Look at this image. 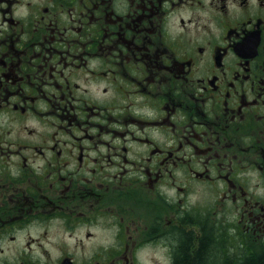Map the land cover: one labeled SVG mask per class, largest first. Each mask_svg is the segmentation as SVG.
<instances>
[{
  "label": "flooded vegetation",
  "instance_id": "obj_1",
  "mask_svg": "<svg viewBox=\"0 0 264 264\" xmlns=\"http://www.w3.org/2000/svg\"><path fill=\"white\" fill-rule=\"evenodd\" d=\"M264 264V0H0V264Z\"/></svg>",
  "mask_w": 264,
  "mask_h": 264
},
{
  "label": "trees",
  "instance_id": "obj_2",
  "mask_svg": "<svg viewBox=\"0 0 264 264\" xmlns=\"http://www.w3.org/2000/svg\"><path fill=\"white\" fill-rule=\"evenodd\" d=\"M238 263L241 264L239 261ZM178 264H209V262L207 261L206 251L202 247L201 250L197 253V255L194 258H191V256L188 254L187 249H184L183 251H181V256L178 261ZM245 264H263V261L262 260H249Z\"/></svg>",
  "mask_w": 264,
  "mask_h": 264
}]
</instances>
